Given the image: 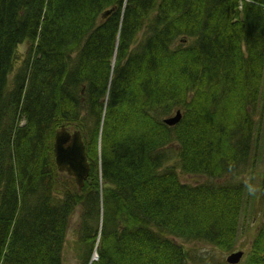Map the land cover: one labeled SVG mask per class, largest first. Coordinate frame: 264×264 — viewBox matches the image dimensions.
I'll return each instance as SVG.
<instances>
[{"label": "trees", "instance_id": "16d2710c", "mask_svg": "<svg viewBox=\"0 0 264 264\" xmlns=\"http://www.w3.org/2000/svg\"><path fill=\"white\" fill-rule=\"evenodd\" d=\"M262 100L264 0H0V264H63L77 210L79 264H208L192 242L232 251L244 171L264 163ZM142 106L160 136L133 123ZM182 108L177 152L181 122L162 117ZM61 125L85 143L82 191L54 162ZM174 152L211 180L181 182ZM261 185L246 264H264V172Z\"/></svg>", "mask_w": 264, "mask_h": 264}, {"label": "rangeland", "instance_id": "374dc122", "mask_svg": "<svg viewBox=\"0 0 264 264\" xmlns=\"http://www.w3.org/2000/svg\"><path fill=\"white\" fill-rule=\"evenodd\" d=\"M241 1H244V0H241ZM239 8H241V2L239 3ZM26 51H27V45H22L19 47L18 56L21 59V61H22V59H24V55H25ZM114 64H115V58L112 59V65H114ZM15 74H16V71H14L12 73V75L9 77V82H8L9 88L8 89H10V90L12 89ZM136 85L134 87V90L137 89ZM176 88H178V91L176 92V94L179 93V91L181 92L179 100L182 101L185 99L190 104L192 101L183 92V90L181 89V87L178 83H177ZM261 103H262V105H260V106L264 108V100H262ZM167 104L169 105L170 103L167 102ZM151 109H152V106H142V108H137L135 121L133 123L137 126V129L139 131H141L142 129L143 130H149L148 133L151 136L157 137V136H160V133L156 129L155 123L153 121L155 116L153 114H148V112H147ZM181 110H183V108L180 110L179 109L175 110L181 114V118L178 122V123H180V122L181 123L179 124V128L177 127V130L173 136V138L176 136V140L173 143L175 146V149L173 147H170V151L172 149H174L175 151L178 152L177 149L180 148V146H178L179 145L178 140L180 141V137H183L186 130L189 131L191 129L192 119L188 118L186 116V114L184 112H182ZM174 116H175V112H172L168 115H164L162 117V120L165 118L166 119L172 118ZM185 116H186V118H185ZM18 118L20 119L19 120L20 125H23L24 121L21 119V117H19V115H18ZM124 122H125V120L123 118L122 119L123 126L125 125ZM121 125L118 129L121 128ZM74 130H76V129H74ZM262 142L264 144V137L262 139ZM84 145H85V143H84ZM85 150H86V147H85ZM98 150H99V147H98ZM262 150L264 151V147L262 148ZM262 156H263V154L258 155L257 157L264 159V157H262ZM178 159H179V156L177 154H175V152H174L172 159L169 161V165L175 168V171L177 172V176H178L179 180L181 182H183L184 184H190V185H194V184H198V183L202 184V183H205L207 180H211L205 176H196V175H190V174L185 173L181 169L180 161ZM251 168H252V165L250 164L246 167V169L244 171L245 177L243 178V181L245 182L244 186H245V190H246L245 195H244V210L241 214V218L239 221V228H238V234H237V244L235 245V248L230 252H223L218 248L212 247V246L205 244V243H202V242H199V243L192 242V243L185 244V246L187 248H189L190 250L196 251V253L198 255H200L204 259H206L208 264H226L227 263L226 262L227 257L230 254H232L233 252H237V251L243 252V256H242L239 264H246L247 263V260L249 258V252H250V247L252 244L253 235L255 233V228H256L255 224H254V218L259 214L256 211L260 210L259 192H260V188L262 186L261 184H262V180H263L264 163H262L261 165H259L255 169H251ZM89 175H90V170H89ZM89 175H88V177H89ZM88 177L86 178V180L88 179ZM86 180L84 182V186H85ZM75 185H76V188L78 191H82V189L84 188V186H83L81 189H79L77 184H75ZM104 188H105V183L102 181L100 184V189L104 190ZM78 220H79V216H78V210H77V212H75V214L72 217L71 222L69 224V229L67 232L66 241H65V245H64L65 246V250H64L65 252H64L63 264H79V260L77 259L76 253L74 252V249H73L75 241H76V232L78 230ZM262 220H263V218L260 220L258 226L262 224L261 223ZM178 242H180V240ZM181 243L184 244V241ZM97 259H98V256L96 255V253H94L92 260L95 261Z\"/></svg>", "mask_w": 264, "mask_h": 264}, {"label": "water", "instance_id": "95a60500", "mask_svg": "<svg viewBox=\"0 0 264 264\" xmlns=\"http://www.w3.org/2000/svg\"><path fill=\"white\" fill-rule=\"evenodd\" d=\"M180 118L181 114L177 112L174 117L164 122L172 127L179 122ZM53 154L59 172L73 177L78 188L81 189L90 170L81 133L69 132L65 126H61L54 135ZM242 256V251L234 252L227 257V263L239 264Z\"/></svg>", "mask_w": 264, "mask_h": 264}]
</instances>
